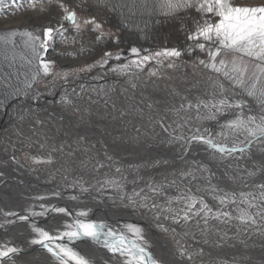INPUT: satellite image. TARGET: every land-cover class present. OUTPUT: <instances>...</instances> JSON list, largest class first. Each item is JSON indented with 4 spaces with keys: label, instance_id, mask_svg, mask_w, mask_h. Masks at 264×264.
<instances>
[{
    "label": "rangeland",
    "instance_id": "374dc122",
    "mask_svg": "<svg viewBox=\"0 0 264 264\" xmlns=\"http://www.w3.org/2000/svg\"><path fill=\"white\" fill-rule=\"evenodd\" d=\"M48 1L46 11L25 19L19 3L0 0V36L16 33L10 43L0 42V161L21 177L37 173L41 175L37 181L48 184L44 188L24 184L21 189L36 197L50 192L52 198L66 204L74 197H67V193L95 192L99 197L88 201L108 204L113 218L119 212L136 215L139 208L159 233L161 250L172 251L181 260L183 249L193 260L216 254L229 255L227 264H264V219L260 215L264 189L259 187L264 181L253 183L264 175V143L247 144L246 133L223 127L241 113L255 116L257 123L264 115V73L257 67L260 61L227 49L221 52L218 59H224L229 70L234 58L237 64L247 66L244 87L205 67L208 48L214 51L215 46L206 44L201 50L188 36L195 31L196 21L214 22L216 18L202 17L195 8L165 16L144 11L140 0L135 7L133 0H63L68 10L76 12L77 30L62 20L64 9L59 0ZM152 3L148 0L150 6ZM233 3L259 6L264 0ZM91 18L101 28L84 23ZM61 23L64 31L42 54L44 60L54 62L50 74L44 75L33 42L23 33L32 32L42 40L44 28H59ZM134 47L139 55L131 52ZM173 48L180 51L179 57L156 55ZM83 53L86 57L80 58ZM105 53H111V58ZM144 56L151 59L140 67L131 63ZM122 65L128 68L122 70ZM253 84L256 95L249 96L246 89ZM223 95L233 105L242 102V107L225 108L219 113L220 120L216 113V119L209 118V108H197L199 99L211 104ZM194 135L245 150L187 154L185 147H207L191 141ZM209 177L214 185L237 191L249 188L252 196L248 199L258 208H249L242 196L232 197L208 187ZM55 180L59 188L49 186ZM8 183L7 187L13 186ZM226 194L228 200L221 204L220 198ZM189 196L197 200V209L203 199L212 212L184 220ZM238 209L251 212L256 224H242L237 219ZM225 211L231 214L229 218L222 215ZM216 212L221 213L218 218ZM142 228L148 227L144 223ZM7 241H1V246H8ZM20 258L12 255L0 264H18Z\"/></svg>",
    "mask_w": 264,
    "mask_h": 264
},
{
    "label": "snow or ice",
    "instance_id": "6c2138e0",
    "mask_svg": "<svg viewBox=\"0 0 264 264\" xmlns=\"http://www.w3.org/2000/svg\"><path fill=\"white\" fill-rule=\"evenodd\" d=\"M60 7L64 9L63 21H68L77 27L79 30V24L77 23V15L75 11L68 10L63 0H59ZM133 7L136 6V0H133ZM31 7H35V3L31 4ZM140 7L144 11L148 12H162L165 16H171L178 13L180 10H188L195 8L202 17L211 15L216 19L214 22L210 19H204L203 23L195 22V31L191 32L188 36L189 40H192L196 47L201 50H205L206 44L215 46L213 51L211 47L208 48L209 63L205 64V67L211 70L222 73L225 78L230 80L234 85L244 87L245 80L244 75L247 72V66H241L236 63L235 58L232 62V67L229 70L228 64L224 59H218L221 52L225 49L239 53L241 56H247L249 58L260 61L257 67L264 73V5L259 6H240L235 5L233 0H153L152 5L148 4V0H140ZM85 24L94 25L96 29L101 28V25L96 22L95 18L84 21ZM64 31L63 24L59 28H53L51 26L43 29V39L39 35H33L32 32H24L23 35L27 36L30 41L33 42V51L40 58V69L44 75L50 74L52 66L54 64L51 60H44L43 52L49 47L51 41L55 36ZM16 35L15 32L8 34V36H0V42L10 43L11 37ZM101 36L97 37V40L101 39ZM204 42H200V41ZM133 54L139 55L137 48H132ZM157 56L164 55L166 57H179L180 51L177 49H165L163 53H157ZM111 53H105V57L111 58ZM120 58L119 55L116 56ZM151 59L150 56H144L141 60H133L131 63L140 67L143 62ZM104 63H107L105 59ZM204 64V61H200ZM128 65H122L121 69L126 70ZM231 73H237L233 76ZM36 73L33 75V80L36 78ZM255 79H259L256 77ZM29 87L31 85H28ZM223 91V85L220 86ZM256 85L253 84L251 89H246L249 96H255ZM261 96H264V91L261 92ZM209 108L210 117L215 119V113L222 112L225 108H241L242 102H236L231 104L226 96L215 101V103H207L204 101L199 102L197 108L200 106ZM191 107V105H189ZM183 107V106H182ZM215 112H212V110ZM259 123L255 116L245 117L243 113L236 116L235 119L229 120L223 127L232 131L233 133L244 132L249 138L247 143L251 144L256 140H264V115L259 117ZM191 141H198L209 148L214 149L219 153L231 154L234 152H243L245 149L237 147L235 145L229 147L227 144H221L216 142L212 138H206L204 135H194ZM191 141H189L191 143ZM264 189V184L259 186ZM244 198L243 202L248 204L249 208L256 207L252 200L248 197L252 196L251 193H241ZM183 199V198H181ZM253 199H255L253 197ZM261 200H264V192L261 193ZM228 200L227 194L220 198V203L224 204ZM235 202V201H233ZM186 208L183 211V219L188 220L192 215L199 216L204 213L207 216L212 212V209L204 203L203 199L199 200L200 208H196L197 200L194 197L189 196L185 199ZM155 207V205H153ZM43 208L44 206L41 205ZM53 211L57 213H64L66 215H72V212L66 208L53 207ZM45 210L41 213H32V215H45ZM239 216L237 219L242 224H256L255 216L246 209H238ZM6 215H17L14 212H8ZM217 218L221 215L220 212H216ZM225 218L230 217V213L225 211L222 213ZM260 215L264 219V207L261 208ZM88 212L82 211L78 213L73 222L65 224L64 231H58L57 235L50 234L49 231L42 227H38L32 224V231L37 234L38 238L31 240L32 244H39L45 248L52 257L58 262V264H92V261L82 255L75 247L70 246L73 242L82 239H89L97 244H101L111 253L119 254L124 258L123 264H160L159 260L153 256L149 251L148 242L144 239L143 230L135 225H126L124 230L117 231L112 229L103 221H95L88 219ZM21 220H28V216H19ZM67 240V243L63 242ZM20 249L17 247H10L5 244L0 247V262L11 259V256ZM184 250L181 249V255H184ZM191 258V257H189Z\"/></svg>",
    "mask_w": 264,
    "mask_h": 264
},
{
    "label": "bare ground",
    "instance_id": "6f19581e",
    "mask_svg": "<svg viewBox=\"0 0 264 264\" xmlns=\"http://www.w3.org/2000/svg\"><path fill=\"white\" fill-rule=\"evenodd\" d=\"M13 2H17L20 5L22 10L23 18L27 19L29 16L33 14L42 13L48 9L49 1L48 0H11ZM35 3V7H31V4ZM61 38H59L60 40ZM85 53V52H84ZM80 56L86 57L85 55ZM224 96V95H223ZM200 102L203 99H199ZM229 100V99H228ZM230 102V101H229ZM232 104V102H230ZM11 110V109H10ZM217 114V120H220L219 113ZM226 115V114H225ZM215 118V119H216ZM255 142H260L261 144L264 143V140H256ZM224 144V143H223ZM248 144V143H247ZM187 146V145H186ZM201 146V145H200ZM39 148V145H36ZM197 145H193L191 150H188L185 147L186 153L190 152H198L197 150L201 151V153L208 152L214 153L215 150L207 147H198ZM145 151L143 150L142 153ZM15 170L10 169L9 167H4L2 161H0V247L1 241L8 242L10 247H17L20 249L19 252L13 254L16 258H20V262L18 264H58V262L52 257V255L41 245L39 244H32L31 240L34 238H38L37 234L32 231V224L36 222L38 227H42L45 230L49 231L52 235H57L58 231H64V225L70 224L73 222L74 217L82 212H88V219L95 220V221H103L107 225H109L112 229L121 231L125 229L126 225H135L140 227L142 230V225L148 227L146 230H143L144 239L148 242L149 251L153 254L155 258H157L160 264H191L190 261H198L203 264H227V259L229 255L224 256H217L216 254L203 256L200 257L198 260L189 258L187 254H184V259H180L177 255H175L172 251L167 250V252H163L158 241L161 239L159 233L154 229L152 225H150V219L143 217V212L141 209H136V215H132L130 213H126V215H122L120 212L116 213L115 218L109 215V210L107 207L108 204L98 201L97 203H90L88 200H92V197H99L98 194L89 193L87 191L78 192V194H71L67 193V197L72 198L68 204L58 201L52 198L50 192H43L40 193L38 197L31 196L29 191H26L25 188H22V185L27 184L28 186H32L36 188L39 186L40 188H44L45 185H48L46 181L40 179L38 177L41 175L35 174L33 176L21 177L18 175ZM19 171V170H18ZM22 174L21 172H19ZM35 173V172H34ZM40 173V172H38ZM26 174V173H25ZM34 177V178H33ZM44 177V176H43ZM42 178V177H41ZM14 180V181H13ZM193 180V179H192ZM210 180V182H209ZM206 179V184L209 187H213L215 190L221 192H225L230 194L232 197H241V193L248 194V189L246 187L237 190L230 188L229 186H222L220 184L214 185L212 183V177ZM258 181H264V175H259L258 178L253 179V183L255 185ZM8 182L13 183V186L7 187L9 184ZM58 181L49 183V186L54 188H59ZM212 183V184H211ZM11 187V188H10ZM13 190V191H10ZM222 193V192H221ZM261 192H259L260 194ZM84 194V195H80ZM224 194V193H223ZM30 195V196H29ZM78 196L85 197V200L77 198ZM101 196V195H100ZM30 197V198H29ZM60 198L63 199L62 196ZM38 200H44L46 204L43 203H36ZM97 200V199H96ZM253 202V201H252ZM40 204V206H38ZM54 204V205H53ZM41 205L44 207L42 208ZM53 205V206H51ZM256 205V204H255ZM50 207V208H49ZM53 207H62L66 208L72 212V215H66L64 213H57L53 211ZM249 207V206H248ZM258 208V206H256ZM38 210V213L46 211V214L41 216L31 215L30 212L34 210ZM111 211V210H110ZM8 212H14L17 215H6ZM114 212V211H113ZM127 212V211H126ZM33 213V212H32ZM37 213V214H38ZM135 213V212H134ZM60 215V216H59ZM19 216H28V220H21ZM57 216V217H56ZM72 216V217H71ZM41 217V218H40ZM118 220V221H116ZM144 222V223H143ZM143 223V224H142ZM177 227V226H176ZM159 238V239H157ZM22 240L24 242H22ZM67 243V240L63 241ZM164 242V241H163ZM23 243L25 246H20ZM164 244V243H163ZM70 246L75 247L82 255L89 258L92 261V264H123L124 258L121 257L119 254H113L108 251L105 247L101 244H97L89 239H82L79 241L73 242ZM170 247V245L168 244ZM168 247V249H169ZM264 248V241L263 246ZM166 249V248H165ZM27 253L24 255L23 253ZM229 254V253H228ZM12 257V256H11Z\"/></svg>",
    "mask_w": 264,
    "mask_h": 264
}]
</instances>
